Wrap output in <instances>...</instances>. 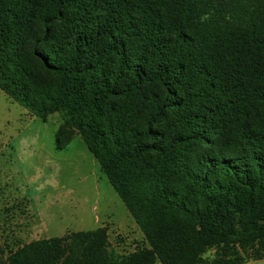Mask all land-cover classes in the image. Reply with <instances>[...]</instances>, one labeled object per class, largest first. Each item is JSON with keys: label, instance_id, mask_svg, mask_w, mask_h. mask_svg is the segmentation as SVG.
Listing matches in <instances>:
<instances>
[{"label": "trees", "instance_id": "16d2710c", "mask_svg": "<svg viewBox=\"0 0 264 264\" xmlns=\"http://www.w3.org/2000/svg\"><path fill=\"white\" fill-rule=\"evenodd\" d=\"M0 89L63 114L58 147L84 140L149 243L100 226L0 264L264 259V0H0Z\"/></svg>", "mask_w": 264, "mask_h": 264}, {"label": "rangeland", "instance_id": "374dc122", "mask_svg": "<svg viewBox=\"0 0 264 264\" xmlns=\"http://www.w3.org/2000/svg\"><path fill=\"white\" fill-rule=\"evenodd\" d=\"M62 117L56 112L44 121L0 89V242L8 252L35 239L103 226L117 254L148 247L84 140L76 135L58 147Z\"/></svg>", "mask_w": 264, "mask_h": 264}]
</instances>
